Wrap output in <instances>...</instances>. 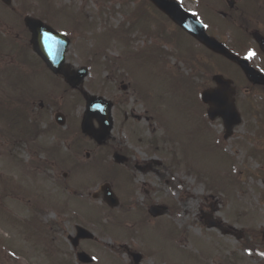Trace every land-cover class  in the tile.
Masks as SVG:
<instances>
[{"label": "rangeland", "instance_id": "1", "mask_svg": "<svg viewBox=\"0 0 264 264\" xmlns=\"http://www.w3.org/2000/svg\"><path fill=\"white\" fill-rule=\"evenodd\" d=\"M178 1L212 23V0ZM144 3L13 0L7 8L0 1V98L9 103L0 105V264H81L77 251L93 264H133L130 252L142 254L141 264H264L244 248L264 247V92L245 94L240 71ZM31 15L70 38L71 70L89 68L76 90L20 64L15 47L41 67L24 21ZM217 73L237 87L242 120L229 139L223 119L210 121L200 100ZM88 95L114 104L100 148L81 132ZM20 98L30 117L18 116ZM116 152L128 158L124 165ZM106 184L115 208L105 201ZM158 205L167 212L156 218L148 210ZM33 207H41L38 216ZM207 218L232 233L208 228ZM76 225L95 240L74 249Z\"/></svg>", "mask_w": 264, "mask_h": 264}, {"label": "water", "instance_id": "2", "mask_svg": "<svg viewBox=\"0 0 264 264\" xmlns=\"http://www.w3.org/2000/svg\"><path fill=\"white\" fill-rule=\"evenodd\" d=\"M156 7L162 10L166 15L173 20L182 29L186 30L193 38L199 40L204 45H206L210 50L214 52H219L229 58L233 57L228 53V50L216 39L214 40L210 37L205 29L202 22L197 19L194 14L187 11L183 6H181L176 0H151ZM1 2L6 6H12V0H1ZM26 25L29 27L32 37H33V47L35 51L40 56V58L45 61L47 66L56 74H61L64 79L70 84L72 88H77L82 84L85 77L87 76L88 69L82 68L76 72H71L68 66H65V51L69 44V39L60 34L58 31L52 29L50 26L45 25L43 22L33 18H26ZM47 34V35H46ZM240 65L242 69L246 72L247 77L252 81L264 84V75H260L248 66L245 60H240ZM215 83H217V88H209L202 91L201 99L202 101L210 105L208 108V116L212 120L221 116L226 126L225 137L229 138L234 126L241 122V115L238 113L235 104V88L232 87L233 82L231 80H226L222 76L217 75L214 77ZM127 88V87H125ZM86 115L82 123V131L89 136L91 135L96 142L100 145L105 143L108 137L112 133L114 120L112 118V102L103 99L102 97H88V102L86 106ZM97 120L99 123V129H95L94 121ZM56 122L60 125H66L65 116L62 113H57ZM90 157V153L88 154ZM116 162L124 164L127 158L119 153L114 155ZM106 196L108 205L115 207L118 205V198L114 195L107 185ZM96 198L97 195H94ZM166 207L164 206H153L149 209L151 215L157 217L158 215L164 214L166 212ZM206 224L209 228L217 227L221 230L222 234H229L232 231L229 228L223 227L220 223L216 221L207 220ZM77 234L70 238L72 246L77 248L81 240L84 239H94V234L84 227H76ZM135 264H140L142 261V255L140 253H131ZM77 258L79 262L92 263L93 259L89 254L84 252H78Z\"/></svg>", "mask_w": 264, "mask_h": 264}, {"label": "flooded vegetation", "instance_id": "3", "mask_svg": "<svg viewBox=\"0 0 264 264\" xmlns=\"http://www.w3.org/2000/svg\"><path fill=\"white\" fill-rule=\"evenodd\" d=\"M210 7L213 21L208 33L228 47L234 58L214 54L240 71V80L248 82L243 84L245 94L264 92V85L247 79L238 60H246L264 74V0H212ZM250 52H255L251 59Z\"/></svg>", "mask_w": 264, "mask_h": 264}, {"label": "trees", "instance_id": "4", "mask_svg": "<svg viewBox=\"0 0 264 264\" xmlns=\"http://www.w3.org/2000/svg\"><path fill=\"white\" fill-rule=\"evenodd\" d=\"M170 40L171 41H174L175 40V38H174V35H172L171 37H170ZM16 48V47H15ZM17 49V51H20L18 48H16ZM22 49H24V48H22ZM24 108L21 106L20 108H19V111H21V112H23L24 113ZM248 236L250 235V234H247ZM251 236V235H250ZM244 248H249V249H251V250H254L256 253H259V254H262L263 256H264V247H263V249L262 250H260L259 248H256L255 247V245H253L252 243H250L249 241L247 242H245L244 243ZM60 263L61 264H75V262H72L70 259H67V258H63V261H60Z\"/></svg>", "mask_w": 264, "mask_h": 264}, {"label": "snow or ice", "instance_id": "5", "mask_svg": "<svg viewBox=\"0 0 264 264\" xmlns=\"http://www.w3.org/2000/svg\"><path fill=\"white\" fill-rule=\"evenodd\" d=\"M47 35V34H46ZM253 56H255V52H250L249 53V59H251Z\"/></svg>", "mask_w": 264, "mask_h": 264}]
</instances>
